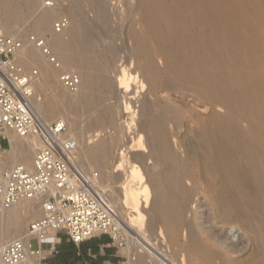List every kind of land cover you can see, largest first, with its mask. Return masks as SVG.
I'll list each match as a JSON object with an SVG mask.
<instances>
[{
	"label": "bare ground",
	"instance_id": "6f19581e",
	"mask_svg": "<svg viewBox=\"0 0 264 264\" xmlns=\"http://www.w3.org/2000/svg\"><path fill=\"white\" fill-rule=\"evenodd\" d=\"M102 1L106 2L107 7V1ZM120 1H124L127 5V2L131 0ZM96 2L97 0H82L85 7H92ZM131 2H133L132 6L127 5L129 8L125 4V10L120 8L119 18L122 21L127 17L136 16L141 8L140 15L144 24L140 28H135V22H137L135 18L137 17H134L127 30L133 45L127 84L129 86L134 84L135 88H133L138 89L143 77L142 84L146 87V76H148V82H150L148 93H153L152 96H155L160 86L169 91L175 89L178 83L182 85L177 78L186 75L190 80L189 87L205 89L208 100L226 105V114L213 113L209 118L208 128L198 129L199 147L192 149L191 157L197 165L205 162L207 165L214 164L223 170L220 205L223 209L231 206L234 210L250 216L249 225L256 234L255 255L259 258V264H264V63L260 61L254 51H245L242 48L248 37L245 31L247 20L241 17L239 19L238 11L230 0H176L175 3H171L169 0H132ZM40 4L41 0H0V18L6 32L11 33L8 30L12 28L13 24L20 23L25 25L26 33L32 30L42 37H45L46 33H50L53 18L59 17L61 13V5L54 6V3L53 7H48L46 3L40 8ZM96 13L98 14L97 11ZM98 18L93 22L99 23ZM101 19L100 21H103V18ZM107 19L105 18L106 21ZM28 21H30L29 24ZM80 23L76 20L70 21V25L64 33H51L48 37L54 54L62 63V69H78L82 83L77 93H70L63 85L60 75V81L56 78L62 69L55 68L33 46L24 48L19 55V60L26 68L33 67L31 64L37 65L44 77V81L39 77L34 95L30 99V105L36 116L46 122L66 120L69 124V133L72 132L76 140L79 137L84 138L83 134L86 129L114 119L112 92L115 90L114 80L110 74V61L105 55L107 53H105V46L101 44L103 42L100 43L96 35L94 37L84 32ZM102 24L95 27L98 33L103 31L100 28ZM91 26L93 27V24ZM103 28L106 30L104 24ZM185 41L191 43L192 56L190 59L184 55L183 43ZM121 45L126 46L124 42ZM112 48L114 47L112 46ZM118 53L120 54L121 51ZM159 57L163 59L165 68L159 65L160 63L156 59ZM142 59L144 62L140 65ZM140 68H142L141 71ZM183 80L180 81L183 82ZM187 84L189 85V83ZM143 93L137 94L139 97L142 96L141 99L139 98L141 104L138 102L141 108L145 112L148 111L143 116L146 118V123L139 127L137 125L141 120H138L136 126L139 127V130L137 129L133 136L138 145L136 147L130 145L129 149L124 151L127 158L121 156L123 160H121L122 158L120 161L118 160L120 163L117 166L120 172L124 169L125 173L122 172L121 175L114 176V178L120 179L121 183V180L123 181L131 171L137 174L138 182L136 179V182L130 180V183L135 184L125 183L126 185L122 189L128 203L135 205L132 211L134 213H130L134 215L133 218L136 217L135 222L119 218L113 210L114 199L112 200L111 196L107 195V190L104 191L105 188L101 183L104 177L100 176L102 191L127 234V241L130 244L128 251L132 257V264H146L141 257L142 251L137 249L138 245L135 243L132 245V238L135 236L146 237L147 229L156 233V230L153 231L154 219L164 211V201L166 200L158 194V191L155 193L151 183L155 172L159 169L164 170L166 182L176 196L182 198L185 191L179 173L180 168L183 167V158L172 148L173 142H170V138L174 131L168 127V123L172 121L178 124L177 127L182 126V121L180 123L178 121L183 118L184 106L174 105L169 101L170 99L163 102L158 97L151 99V103H149L150 100L149 102L145 100V97L150 99L146 95L148 93ZM129 94L128 96H130ZM132 95L134 94L132 93ZM129 98L131 99V96ZM125 102L127 103V101ZM134 111L133 114H137ZM149 113L151 115L147 116ZM240 119L251 122V129H247L248 132L240 127ZM10 137L11 150L8 158L2 163L31 165L34 154L42 145L40 140L34 135L21 137L14 132H10ZM77 143L79 157L82 156L81 158L84 157L89 162L93 161L101 166L109 165L116 146L110 137L98 138L93 143L83 142L84 144L77 140ZM134 148L141 150V153H149L154 159V165L147 167L133 162L125 167V164L130 161L128 153ZM198 149H200L199 153ZM201 151L205 159H203ZM122 155L124 154L122 153ZM131 178L133 179V176ZM177 200L175 202H178ZM36 201L38 205L35 204ZM171 214L173 213L171 212ZM41 215L42 200L37 198L23 200L11 208L0 209V237L1 235L3 237L0 239V243L7 240L6 237L8 239L23 237L26 218L31 216L33 219H39ZM178 216L175 214L176 218ZM158 223H160L159 220ZM155 237L161 240V243L166 241L164 235L160 238L156 233ZM153 240L155 241V239ZM156 241L152 243L155 244ZM158 244H160L159 241ZM138 248L141 249L140 246ZM209 253L214 255L215 251L209 249ZM154 260H157V264L164 263L162 259ZM168 260L170 259L168 258Z\"/></svg>",
	"mask_w": 264,
	"mask_h": 264
},
{
	"label": "rangeland",
	"instance_id": "374dc122",
	"mask_svg": "<svg viewBox=\"0 0 264 264\" xmlns=\"http://www.w3.org/2000/svg\"><path fill=\"white\" fill-rule=\"evenodd\" d=\"M54 1H55L54 6L61 5L62 8L59 17L66 16L72 22L74 20L79 21V23L81 22L80 25L84 32L94 37L97 36L99 42L101 43L102 41L104 43V44L101 43L102 46H105L106 50L109 49L108 51L105 50V53L106 52L107 53L104 54L108 57L109 59L108 61H110V66H111L110 74H111V78L114 80L113 84L115 90L114 92H112L114 119L112 121H108L103 124L102 123H99V125L96 124L93 127L86 129V131L83 134L84 138L81 139L79 137L77 138V140L80 141L82 144H84V143H93L98 138L100 139V138L110 137V139L114 142V145H116L115 151L110 159L108 166H101L93 161L89 162L84 157L81 158L82 156L79 157V161L80 164L86 169L98 171L100 176L104 177L101 183L104 186L103 188H105L104 191L106 192L107 190V195H110L111 196L110 198H112V200L114 199L115 205L113 210L118 214L119 218L125 220H131L135 222L136 217L133 218L134 215L130 214V213L132 214L134 213L132 211L135 208L134 207L135 205H131L130 203H128V201L124 198L125 194H123L122 189L123 186L126 184H135L133 182L130 183L135 179L138 182L137 174L133 173L132 171L130 173L128 172L129 173L128 175L130 176L127 175L123 180L124 182L121 180L122 184L120 183V179L114 178V176L121 175V173L125 171L124 169H122L120 172V169L118 170L117 165L120 163L119 161L121 158H122L121 160H123L124 156L125 158H127L126 157L127 155L126 153H124V151L128 150L130 145L132 147L134 145H135L134 147L138 145L137 143H135L137 141H135V137L133 136H135V132L137 131V129L139 130V127L145 125L146 118H143V116L148 112V111L145 112L143 108H141L140 106L141 100L139 101V98L141 99L142 96L139 97V95H141L143 92H144L143 94L149 92L150 89L149 88L150 82H148L149 77L146 76V80L148 82V83L146 82V87L143 86L142 84L143 77L140 80L141 82L139 81L142 86L140 85L141 86L140 87L138 84L139 86L138 89H134L135 88L134 84H130L131 87L129 86V84H127L128 76L131 69V64L129 63V60L131 58L130 56L131 53H133V45L131 43L130 34L127 33V30L128 27L132 24L134 17H137L135 18V20H137V22H135V28L136 27L140 28L144 24V21L142 20L140 15L141 8L136 16L133 17L130 16L121 21V19L118 16V11L120 10V8L122 9L126 8L125 7L126 3L124 1L106 0L107 7H106V2L102 0H97L98 3L96 2L95 5L92 7L89 6L85 7L82 3V0H54ZM99 1L103 2L102 3L103 5ZM131 1L127 2L128 3L127 5L129 7L132 6L133 4V2ZM169 1L171 3L176 2V0H169ZM231 1L234 4L236 10L238 11L239 19L241 17L247 20V23L245 25L246 26L245 31L247 32L248 37L242 46L243 50L254 51V53H256L260 61L264 63V0H230V2ZM46 3L47 0H41L42 5L40 4V8H42V6H45ZM47 6L51 7L49 5ZM104 7L109 9L106 10ZM95 9L98 12V14L101 13L102 16L98 15ZM103 9H105L106 12H103L105 11ZM108 13H110L111 15ZM96 14L99 18L96 16ZM59 17L56 16L53 18L51 24V28L53 29V31L51 29L50 33L45 34V37H49L51 33H56L54 30V22ZM97 18L99 20V21L97 20L99 23L93 22V20L96 21L95 19ZM101 18H103V21H100L102 20ZM105 18H108L107 21L109 20V22H107ZM29 22L30 21H28V24ZM102 22L104 24V27H106V30L103 28ZM105 23H108L110 26H107L108 24ZM92 24L93 27L91 26ZM94 24L97 25L95 26ZM98 24L99 25L102 24L100 28L103 29V31L99 33L95 30V27H97ZM24 27L25 25L23 24L15 23L13 24L12 28L8 31L11 32L13 35L20 37L26 42L29 36L32 34L42 37V35H39L38 33H35L32 30L28 31L29 33L28 32L26 33L24 31ZM123 42L124 44H126V46L121 45ZM117 45L118 46L120 45V47L118 48ZM30 46H31L30 44H26L25 48ZM112 46L114 48H112ZM123 47L125 48L124 50ZM183 47L185 49L184 50V55H186L185 57L190 59L192 56L191 43L185 41L183 43ZM118 51L119 52L121 51V53L119 54ZM156 59L160 63V64L158 63L160 66L162 67L165 66V64H163L164 63L163 59H161L160 57ZM143 62H144L143 59L140 60V65H142ZM31 65H33V67L36 66L35 68H38L40 70V68L37 67V65L34 64ZM139 70L141 71L142 68H140ZM75 71H78V69ZM59 75L60 73L57 75L56 78L60 81ZM184 76L185 77H179V78L176 77L178 79V82L182 83V85L178 83L176 84L177 87H175V89L169 91H166L164 87L160 86V89L156 92L157 94L155 93V96H152L154 95L153 93L152 94L148 93L150 95L148 94L146 95L147 97L149 96L148 98L150 99H147L145 97V100H147L148 102L150 100L149 103H151V99L153 100L155 97H158L163 102L165 100L170 99L169 101L174 105L184 106L183 118H181L178 121V123L182 121V126L177 127L178 124L172 121L168 123L169 125L168 127L174 131V134L171 137L172 139L170 138V142H173L172 143L173 146L172 145L171 146L173 150H175L176 153H178L179 155L181 154L180 156L181 158H183V162H184L183 167L180 168L179 173L181 175L182 184L185 188V191L182 194V198L178 195L176 196L175 194H173L174 192H172L168 183L166 182L164 170L159 169L155 172L153 177L154 180L152 179L151 183L153 184L152 186L153 189H155L154 190L155 193H157L158 191V194L162 195V198H165L164 200L166 201H164L165 202L164 206L166 208L164 207V211H162L161 214H159L160 217H158L159 216L158 215L157 218L154 219L155 222L153 223L154 224L153 226L155 227L153 228V231L156 230V233H158V236H160V238H162L164 235L166 241H163L165 243L163 242L161 243V240L155 237L156 233H153L152 230L147 229V234L149 236L146 234V237L143 236V238L137 236H135L136 238L133 237L132 245L134 243L138 245L137 249L140 250V252L142 251L141 253L143 255L141 254V257L142 259H144L146 264H150V263L157 264L156 262L157 260L155 261L154 259H160V260L162 259V261H164L165 264H259L260 261L259 258L255 255L256 249L254 248V241H256V234L249 225L251 221L250 216L248 214L240 213L237 210H234L231 206L223 209L220 205L221 204L220 197L222 196V191L220 188L223 185V170H221L220 168H218V166L214 164L207 165V163L205 162H201L200 164L197 165L195 164V162L191 157L192 149H194L195 147H199V141H198L199 136L197 134L199 131L198 129L203 128L204 130V128L205 129L208 128V126L210 125L209 118L213 113L226 114L227 112L226 105H224L223 103H216L214 101L208 100L209 98H207V95H205V93L207 94V91L205 89H194L191 88L192 86L189 87L190 80L188 77H186V75ZM40 78L41 80H43L44 78L41 72H40ZM182 78H186V79L183 80ZM180 80H183V82ZM183 83L185 84L184 87H183ZM187 83H189V85ZM125 88L130 91H127ZM129 92L131 93L129 94ZM127 93L131 96V99L129 98L130 96H128ZM132 93L134 95H132ZM132 99H134L133 103H132ZM125 101H127V103ZM129 103L130 105L133 104L134 105L131 107ZM149 103L147 104L149 105ZM133 110H135L134 113L137 114H133ZM137 110L138 112H136ZM139 110L141 111L143 110V111L139 112ZM150 113L147 116L151 115ZM137 117L139 119H136ZM138 120H141L139 121L140 122L139 124H138ZM240 120H241L240 127L244 131L248 132L249 130L247 129H251V122L245 119H240ZM136 125L139 127H137ZM71 134L73 135L72 132ZM153 134L155 133L153 132ZM10 150H11L10 145L7 146L3 144L2 146H0V162H1L0 170L14 165L11 162L8 164H6L5 162L2 163L8 158ZM199 150L200 149H198V153ZM131 151L128 153V159H130V161H128L127 164H125L126 162L122 163L125 164V167H128L133 162H135L136 164H142L147 167H152L154 165V159L149 153L147 152L141 153V150L135 148L134 150L131 149ZM136 152L141 154L135 155ZM122 153L124 155H122ZM203 155L204 154H202V156ZM203 159H205L204 156ZM125 160L126 159H124V161ZM88 162L89 165H87ZM132 176L133 179L131 178ZM117 182L120 184H118ZM163 195H165V197H163ZM167 195L171 196L172 198L168 197ZM175 199L176 200L178 199L177 200L178 202H175L176 201ZM35 204L38 205V202L36 201ZM170 211L173 213L171 214L172 216L170 215L171 213ZM175 214L176 216L178 215L179 216L176 218ZM33 220L36 219H33L31 216L26 218V222L24 224V229H23L25 233L27 231V227L29 223L32 222ZM158 220L160 223H158ZM170 220L175 222H171ZM165 224L167 227H169L168 229L165 226ZM159 226H161L162 228ZM163 231H165V234H163ZM2 238L3 237L1 235L0 239ZM6 239L8 238L6 237ZM153 239H155L156 241L155 244L159 245L160 248L159 246L152 243L155 242ZM158 241L160 244H158ZM127 242L124 245L127 255L126 264H132V257L130 256V251H128L130 244L129 242L128 243ZM32 245L33 247H36L38 245L37 240H33ZM139 246L143 250L139 249L138 248ZM209 249L214 250L215 254L214 255L210 254ZM163 254L165 255L166 258L164 257ZM143 256H145L146 258L148 257L147 258L148 260ZM163 258H165L166 260ZM168 258L170 260H168Z\"/></svg>",
	"mask_w": 264,
	"mask_h": 264
},
{
	"label": "built area",
	"instance_id": "2783aa9c",
	"mask_svg": "<svg viewBox=\"0 0 264 264\" xmlns=\"http://www.w3.org/2000/svg\"><path fill=\"white\" fill-rule=\"evenodd\" d=\"M54 3L47 0L49 6ZM69 25V18L61 16L55 20L54 30L64 33ZM26 44L62 69L48 37L32 34L26 42L7 33L0 18V146H11L10 132L21 137L34 135L42 143L31 165L16 163L0 170V209L23 200H42V215L29 223L24 236L0 243V264H45L43 244L58 230H65L77 244L107 234L124 247L127 234L102 191L99 172L80 164L78 143L69 133L68 122H46L30 105L40 70L28 69L19 60ZM60 79L71 93L80 90L82 78L78 71L62 69ZM33 240L38 242L36 247ZM51 252L58 253L54 243Z\"/></svg>",
	"mask_w": 264,
	"mask_h": 264
},
{
	"label": "crops",
	"instance_id": "0c3cea01",
	"mask_svg": "<svg viewBox=\"0 0 264 264\" xmlns=\"http://www.w3.org/2000/svg\"><path fill=\"white\" fill-rule=\"evenodd\" d=\"M52 243L57 245L56 254L51 252ZM43 248L45 264H126L127 261L125 248L107 234L77 244L69 239L65 230H58Z\"/></svg>",
	"mask_w": 264,
	"mask_h": 264
}]
</instances>
